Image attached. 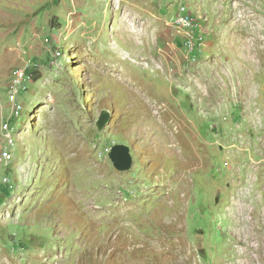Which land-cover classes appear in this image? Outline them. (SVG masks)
I'll return each mask as SVG.
<instances>
[{"label": "rangeland", "instance_id": "obj_1", "mask_svg": "<svg viewBox=\"0 0 264 264\" xmlns=\"http://www.w3.org/2000/svg\"><path fill=\"white\" fill-rule=\"evenodd\" d=\"M0 264H264V0H0Z\"/></svg>", "mask_w": 264, "mask_h": 264}, {"label": "built area", "instance_id": "obj_2", "mask_svg": "<svg viewBox=\"0 0 264 264\" xmlns=\"http://www.w3.org/2000/svg\"><path fill=\"white\" fill-rule=\"evenodd\" d=\"M192 19V18H191ZM194 22V21H193ZM174 24L180 26V27H184L185 25H187V27L190 28H194V25L197 26V23L194 22V24L190 23V21L186 18V17H179L176 18L174 20ZM187 32H185V44L186 45H192L194 44L193 38L195 37L192 30H186ZM190 31V32H188ZM28 72L26 67L24 66H18L15 67L14 69H12L11 71V76H10V80L7 86V95H6V99L7 101L11 104V113L14 116H17L21 113L22 111V105L19 103L18 101V93L21 90H25L27 89L26 85H25V79L27 77ZM11 126L6 122L2 125V133H3V137L5 139V142L7 145H14V137L11 135ZM5 157H9V153L5 151L4 153Z\"/></svg>", "mask_w": 264, "mask_h": 264}, {"label": "water", "instance_id": "obj_3", "mask_svg": "<svg viewBox=\"0 0 264 264\" xmlns=\"http://www.w3.org/2000/svg\"><path fill=\"white\" fill-rule=\"evenodd\" d=\"M109 120V113L107 110H102L98 119L96 120V126L101 130L106 122ZM108 156L113 166L119 171L128 170L132 164V155L130 149L126 144L116 143L110 147Z\"/></svg>", "mask_w": 264, "mask_h": 264}]
</instances>
